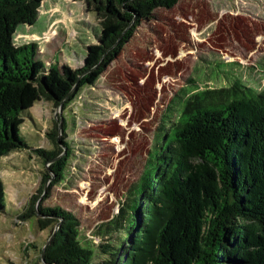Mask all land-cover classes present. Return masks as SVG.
Returning a JSON list of instances; mask_svg holds the SVG:
<instances>
[{"label":"trees","instance_id":"trees-1","mask_svg":"<svg viewBox=\"0 0 264 264\" xmlns=\"http://www.w3.org/2000/svg\"><path fill=\"white\" fill-rule=\"evenodd\" d=\"M70 1L81 2L99 27L97 43L85 47L74 69L44 64L35 44H13L18 26L36 23L42 0H0V158L31 150L43 164L53 162L60 153L57 124L45 135L58 152L28 148L19 138L29 110L40 101L66 105L94 86L136 29L179 0ZM188 82L197 87L182 88L179 102L166 106L140 178L117 213L92 232L96 250L79 242L73 214L38 209L46 218L38 219L41 231L60 223L43 264H264V91L242 78H226L217 88ZM59 142L68 154L65 139ZM65 161L49 166L54 182L64 179ZM48 179L44 172L41 183ZM35 198L20 218L35 214ZM4 201L0 181V214Z\"/></svg>","mask_w":264,"mask_h":264},{"label":"rangeland","instance_id":"rangeland-1","mask_svg":"<svg viewBox=\"0 0 264 264\" xmlns=\"http://www.w3.org/2000/svg\"><path fill=\"white\" fill-rule=\"evenodd\" d=\"M153 15L136 29L94 86L81 89L66 105L40 101L31 121L26 119L20 129L19 138L28 148L53 149L45 134L57 124L60 153L53 162L66 160L62 181L54 182L48 169L53 162L43 164L31 150L0 158L6 191L0 264H43L41 249L60 223L41 231L38 219L46 218L38 214L40 208L59 207L73 214L80 224L79 242L96 250L98 238L92 232L117 213L140 178L163 112L172 98L179 102L181 94L176 93L189 79L217 88L226 78H242L264 91V0H179L174 8ZM18 28L20 32L27 26ZM47 28L50 32L40 42L29 38L27 44L15 43L40 48L48 40L40 60L72 69L82 65L85 47L96 44L99 36L94 14L86 13L78 1L43 0L30 32L41 35ZM214 59L227 65L217 68ZM64 139L68 154L59 142ZM44 172L49 179L43 184ZM32 197L35 214L20 218Z\"/></svg>","mask_w":264,"mask_h":264},{"label":"crops","instance_id":"crops-1","mask_svg":"<svg viewBox=\"0 0 264 264\" xmlns=\"http://www.w3.org/2000/svg\"><path fill=\"white\" fill-rule=\"evenodd\" d=\"M42 1H43V0H42ZM41 5H42V3H41ZM40 8H41V6H40ZM38 14H39V13H38ZM22 26H27V25H22ZM33 26H34V25H33ZM31 28H32V26H27V29H21L20 32L18 31L19 28H18V27L16 28V31H15V34H14V37H13V44H14V46L19 47V45L15 43V40H18V41H24V42H21V43H25V44L29 43V42H28V39H29V38H30V39H34V40H37L38 42H40L41 39H42V37H47V34L50 32L49 28H47L45 31H43V32L41 33V35H37V34H34V33H31V32H30ZM46 39H48V38H46ZM30 44H33V43H30ZM49 44H50V43L48 42V40L44 41V45H48V46H49ZM20 45H21V44H20ZM44 45H42V44L39 45V46H41L40 48H38L40 56H43V52H42L41 50H44V48H43ZM39 46H38V47H39ZM47 63H48V62H47ZM37 104H39V102L35 103V104L33 105V107L29 110V116H30V117H29L27 120H30V121H31V115H32L31 112H32L33 108H34ZM27 120H25V123H24V125L22 126V128L26 125ZM10 154H11V153H10ZM10 154H8L7 156H9ZM7 156H5V157H7ZM4 193H5V198H6V191H5V189H4Z\"/></svg>","mask_w":264,"mask_h":264},{"label":"water","instance_id":"water-1","mask_svg":"<svg viewBox=\"0 0 264 264\" xmlns=\"http://www.w3.org/2000/svg\"><path fill=\"white\" fill-rule=\"evenodd\" d=\"M60 104H62V103H60ZM54 236H55V233H53V235L51 236V238H50V239L47 241V243L42 247V249H41V258H43L44 250H45V248L51 243V241L53 240Z\"/></svg>","mask_w":264,"mask_h":264}]
</instances>
